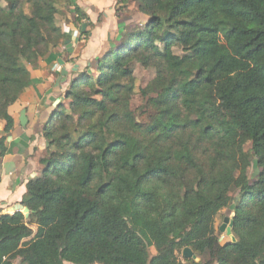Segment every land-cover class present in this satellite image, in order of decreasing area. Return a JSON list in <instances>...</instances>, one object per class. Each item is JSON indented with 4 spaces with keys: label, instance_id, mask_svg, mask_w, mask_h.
Here are the masks:
<instances>
[{
    "label": "trees",
    "instance_id": "16d2710c",
    "mask_svg": "<svg viewBox=\"0 0 264 264\" xmlns=\"http://www.w3.org/2000/svg\"><path fill=\"white\" fill-rule=\"evenodd\" d=\"M61 1L84 22L74 0H0L5 131L14 123L5 100L31 82L26 65L69 37L56 20ZM130 2L146 21L70 81L43 126V169L20 202L29 215L0 212V264H205L178 253L202 256L227 209L235 240L216 264H264V41L243 45L264 36V0L117 3ZM132 61L155 69L136 110Z\"/></svg>",
    "mask_w": 264,
    "mask_h": 264
},
{
    "label": "crops",
    "instance_id": "0c3cea01",
    "mask_svg": "<svg viewBox=\"0 0 264 264\" xmlns=\"http://www.w3.org/2000/svg\"><path fill=\"white\" fill-rule=\"evenodd\" d=\"M101 1L104 0H89L88 6L77 2L93 24V15L100 11ZM104 17L100 26L92 27L88 32L87 39L84 35L82 38L71 37L68 28L73 31L75 25L72 22L63 24V32L69 35V48L63 41L35 65H26L30 84L19 87L15 96L5 100V108L14 123L9 131L4 130L3 121L0 126V135L5 136L6 145V153L0 159V212L13 213L26 191V182L43 169L40 159L48 152L43 126L62 100L70 81L86 67L93 71L96 61L92 62L109 47L120 44L121 34L114 28V21L106 12ZM111 34H114L113 38Z\"/></svg>",
    "mask_w": 264,
    "mask_h": 264
},
{
    "label": "rangeland",
    "instance_id": "374dc122",
    "mask_svg": "<svg viewBox=\"0 0 264 264\" xmlns=\"http://www.w3.org/2000/svg\"><path fill=\"white\" fill-rule=\"evenodd\" d=\"M74 2L76 4L77 2H80L79 4H81V6H85V4L88 6V4H90L89 0H74ZM117 2L118 0H104L100 2V4L102 5L98 3L100 11H98L97 13H95V15H93V20L95 23L93 24V22L90 21V17L87 16L86 19H83L84 21L83 23L86 24L83 30L81 29L83 24L82 19L78 21L72 20V15L74 13H72L71 10H73L74 7L72 3L70 4L67 1H61L57 4L59 11L56 14V20L57 23L62 27L64 26L63 24L72 22L75 25L74 28L75 30L71 31V29L68 28L69 34H72L71 37L73 38H82L83 37L82 32H86V31L89 32L92 29V27L100 26L101 23L105 21L104 12H106L108 16L114 21V28L117 29V32H119V34H121L120 41H122L124 38L127 37V32L125 29L126 28L128 29L130 26H134L138 24V22L144 23L146 21V16L137 10V6L134 2H130V4H128L126 8L121 7V5ZM25 11L29 12L28 5L25 7ZM87 35H85L84 39H87ZM113 36L114 34L110 35L111 38H113ZM261 41H264V36L260 39L256 37H252L243 45L248 47H254ZM95 61L96 60H94V62L92 63H95ZM127 68L130 71H132L136 80L135 93L131 100L132 109L136 110L142 103L139 89L141 87H144L154 77L155 69L153 67H144L136 61H132ZM137 118L140 119L139 115L137 116ZM246 165L248 167L249 178L254 179L256 173L258 172V168L256 167V161L252 158V155L250 153H248ZM236 192L237 191L235 189H232L231 191L232 195H234L235 198L237 197ZM229 210L230 209L222 210L216 216L215 233L211 236L210 244L202 256H195L190 248L188 250H185L186 248H184L181 252L178 253V258L181 260L192 258L195 261L201 260V262L205 264H216L217 258L222 253L221 246L224 243L230 241V236L226 232V227H228V223L225 224V228L221 229V226L224 224V219L232 215V212H230ZM165 242H166L165 236L160 235L156 239L154 244L149 248L150 254L151 255L156 254L157 251L165 244ZM69 264H73V263H69Z\"/></svg>",
    "mask_w": 264,
    "mask_h": 264
},
{
    "label": "water",
    "instance_id": "95a60500",
    "mask_svg": "<svg viewBox=\"0 0 264 264\" xmlns=\"http://www.w3.org/2000/svg\"><path fill=\"white\" fill-rule=\"evenodd\" d=\"M86 24H82V30L85 28ZM64 44L67 46V48H69V45H70V40L69 39H65L64 40ZM62 73L65 74L66 73V70H62ZM21 211L25 217H27L29 215V208L26 207V206H23L21 203L20 204H17L16 208H15V211ZM233 215V214H232ZM231 215V216H232ZM230 216V217H231ZM230 217H226L224 219V224L221 226V229L225 228V224L226 223H229V220H230ZM226 232L227 234L230 236V240L231 241H234L235 240V237L231 234V228H230V225H228V227H226ZM189 248H186L185 250H188Z\"/></svg>",
    "mask_w": 264,
    "mask_h": 264
}]
</instances>
